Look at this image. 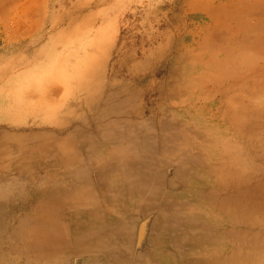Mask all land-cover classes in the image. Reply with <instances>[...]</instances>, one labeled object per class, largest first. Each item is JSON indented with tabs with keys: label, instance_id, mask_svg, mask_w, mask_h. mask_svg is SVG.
<instances>
[{
	"label": "rangeland",
	"instance_id": "1",
	"mask_svg": "<svg viewBox=\"0 0 264 264\" xmlns=\"http://www.w3.org/2000/svg\"><path fill=\"white\" fill-rule=\"evenodd\" d=\"M0 264H264V0H0Z\"/></svg>",
	"mask_w": 264,
	"mask_h": 264
}]
</instances>
